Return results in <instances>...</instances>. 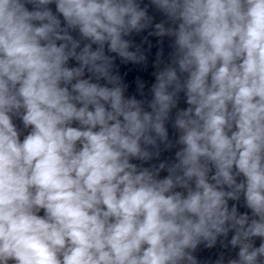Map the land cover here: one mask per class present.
Returning a JSON list of instances; mask_svg holds the SVG:
<instances>
[{
  "label": "clouds",
  "instance_id": "1",
  "mask_svg": "<svg viewBox=\"0 0 264 264\" xmlns=\"http://www.w3.org/2000/svg\"><path fill=\"white\" fill-rule=\"evenodd\" d=\"M27 2L36 10L0 0V264H197L198 245L231 230L229 264H264V0H152L173 25L152 34L174 51L151 111L125 96L106 54L146 60L125 39L151 24L136 0H55L83 47L53 0ZM181 92L177 162L138 168L131 159L171 147L165 121ZM14 115L32 128L23 142ZM241 192L255 218L229 208Z\"/></svg>",
  "mask_w": 264,
  "mask_h": 264
}]
</instances>
